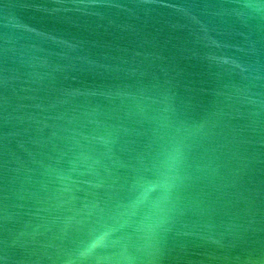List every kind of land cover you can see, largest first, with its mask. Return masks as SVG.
<instances>
[{
    "label": "water",
    "instance_id": "obj_1",
    "mask_svg": "<svg viewBox=\"0 0 264 264\" xmlns=\"http://www.w3.org/2000/svg\"><path fill=\"white\" fill-rule=\"evenodd\" d=\"M0 264H264V0H0Z\"/></svg>",
    "mask_w": 264,
    "mask_h": 264
}]
</instances>
